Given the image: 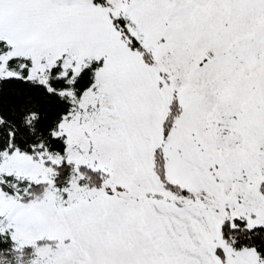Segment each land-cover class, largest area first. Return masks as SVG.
I'll use <instances>...</instances> for the list:
<instances>
[{
  "label": "snow or ice",
  "instance_id": "snow-or-ice-1",
  "mask_svg": "<svg viewBox=\"0 0 264 264\" xmlns=\"http://www.w3.org/2000/svg\"><path fill=\"white\" fill-rule=\"evenodd\" d=\"M0 264H264V0H0Z\"/></svg>",
  "mask_w": 264,
  "mask_h": 264
}]
</instances>
